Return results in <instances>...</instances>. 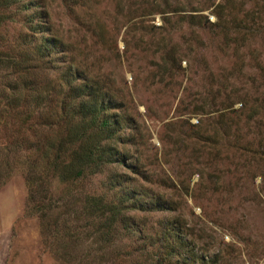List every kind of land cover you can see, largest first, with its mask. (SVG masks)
Segmentation results:
<instances>
[{
	"label": "rangeland",
	"instance_id": "1",
	"mask_svg": "<svg viewBox=\"0 0 264 264\" xmlns=\"http://www.w3.org/2000/svg\"><path fill=\"white\" fill-rule=\"evenodd\" d=\"M30 1L2 9L0 52L30 49L39 18L62 46L26 75L58 92L48 109L69 64L98 82L120 156L65 181L31 145L39 126L0 112V264H264V0ZM120 183L141 191L130 230L101 238L87 195L116 202Z\"/></svg>",
	"mask_w": 264,
	"mask_h": 264
},
{
	"label": "trees",
	"instance_id": "2",
	"mask_svg": "<svg viewBox=\"0 0 264 264\" xmlns=\"http://www.w3.org/2000/svg\"><path fill=\"white\" fill-rule=\"evenodd\" d=\"M31 3L30 0H0V24L5 17L2 9L13 5L28 9ZM42 24L39 18L29 21L32 32H40L36 41L31 38L27 40L32 45V50L23 47L9 55L0 52V73L4 68L5 72L7 68L11 69L10 78L7 77V72L1 74L3 78H8L5 85L10 94L0 104V112L10 111L21 116L19 124L31 128V131L39 126V130L34 132L36 136L31 145H35L38 156L42 154L41 156L47 157V172L71 182L119 161L120 153L112 139L120 136L124 116L119 113L113 115L109 110L115 107L116 101L110 93L71 64L63 73L65 77L62 86H65V91L56 106L48 109L50 102L54 100V94L58 92L55 90L56 93H48L37 78L26 75L30 66H33L32 53L37 54V58H44L51 55L57 45L62 46L60 40L50 33L49 27ZM45 31L48 34L45 35ZM24 43L23 39L20 44ZM51 130L53 135H50ZM128 185L125 187L120 183L113 188V193L120 190V197L116 202L108 201L104 194L87 195L86 209L94 219V234L101 238L110 237L118 229L117 225L130 230L129 226L122 224L126 217L125 209L129 203L132 206L136 203L141 191L134 185ZM156 205L154 207H168L166 200L160 198L156 200ZM202 262L216 264V259L207 256Z\"/></svg>",
	"mask_w": 264,
	"mask_h": 264
}]
</instances>
